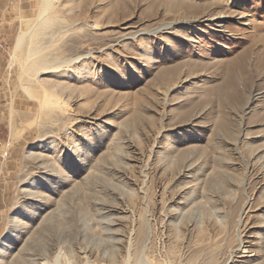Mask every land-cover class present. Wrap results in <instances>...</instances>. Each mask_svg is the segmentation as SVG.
I'll return each instance as SVG.
<instances>
[{
  "label": "rangeland",
  "instance_id": "374dc122",
  "mask_svg": "<svg viewBox=\"0 0 264 264\" xmlns=\"http://www.w3.org/2000/svg\"><path fill=\"white\" fill-rule=\"evenodd\" d=\"M4 1L0 264H264V0Z\"/></svg>",
  "mask_w": 264,
  "mask_h": 264
},
{
  "label": "crops",
  "instance_id": "0c3cea01",
  "mask_svg": "<svg viewBox=\"0 0 264 264\" xmlns=\"http://www.w3.org/2000/svg\"><path fill=\"white\" fill-rule=\"evenodd\" d=\"M14 11H17L16 6L12 3H7L0 0V72L4 67L2 66L5 61V45L8 40L9 31L12 27Z\"/></svg>",
  "mask_w": 264,
  "mask_h": 264
},
{
  "label": "bare ground",
  "instance_id": "6f19581e",
  "mask_svg": "<svg viewBox=\"0 0 264 264\" xmlns=\"http://www.w3.org/2000/svg\"><path fill=\"white\" fill-rule=\"evenodd\" d=\"M22 35H23V33H20V34L18 35L17 39L15 40L16 43H15V46H14V51H13L14 53L16 52L17 45H18L19 40L21 39Z\"/></svg>",
  "mask_w": 264,
  "mask_h": 264
}]
</instances>
